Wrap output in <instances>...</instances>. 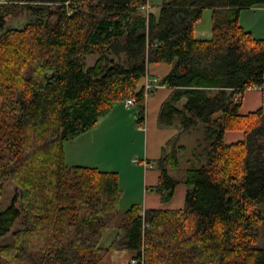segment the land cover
Wrapping results in <instances>:
<instances>
[{"label":"trees","instance_id":"trees-1","mask_svg":"<svg viewBox=\"0 0 264 264\" xmlns=\"http://www.w3.org/2000/svg\"><path fill=\"white\" fill-rule=\"evenodd\" d=\"M258 6L264 0H161L156 9L149 0L0 1V239L20 221L0 243V264H100L109 251L136 264H264V38L240 23ZM205 9L212 34L198 38ZM24 10L33 17L7 27ZM151 64L171 66L157 124L176 129L153 188L166 203L183 181L185 204L121 210L118 173L68 165L65 144L130 96L143 126ZM251 87L262 103L242 114L236 98ZM228 130L243 139L227 143ZM9 182L15 195L2 208Z\"/></svg>","mask_w":264,"mask_h":264},{"label":"crops","instance_id":"crops-1","mask_svg":"<svg viewBox=\"0 0 264 264\" xmlns=\"http://www.w3.org/2000/svg\"><path fill=\"white\" fill-rule=\"evenodd\" d=\"M209 10L212 19V10ZM257 13H260L263 22V25L259 29L254 28V24L247 26L242 23V19L245 16ZM240 23L246 30L252 32L255 37L264 38V6L242 10L240 13ZM200 24V20L195 24V36L198 38L210 37L212 34L210 25L206 26V28H201ZM170 68V65L151 64L147 73L151 76L154 75L163 78L170 71ZM162 87L164 86L160 88ZM155 97L147 101L148 115L146 113L147 116H145L143 126L137 124L136 114L130 113L131 106L127 107L124 102L123 105L118 102L115 103L118 105L112 106L113 108L109 113L94 127L80 133L65 144V160L68 165L97 167L103 171H114L118 173L119 184L122 189L120 208L122 207L123 210L133 204H141L143 210L151 208L179 209L185 204L186 185L180 189L176 186L173 198L166 203L161 201L160 194L153 189L160 175V170L154 168V161L160 158L164 143L173 135L171 129L158 127V107L160 104L159 101L161 100L156 99L154 103L153 100ZM160 97L163 99V94ZM240 101L244 109H248L246 112L240 110L242 114H247L252 112L253 109H258L262 103L261 88H248L241 96ZM149 106H151L153 114L151 122ZM172 129L176 132V129ZM149 130L152 131L151 142L153 145L151 148L149 147V142L146 141L150 133ZM237 131L240 130L226 131L225 141L232 143L242 140L244 137L243 132L241 131L239 133ZM131 132L142 135L141 151H131V140L133 139V133L131 134ZM142 132L145 133L141 134ZM229 136L234 138L230 140L228 139ZM135 155L142 159L135 162L136 159L133 157ZM130 257L131 253L127 251H110L100 264H113L116 258L122 264H127Z\"/></svg>","mask_w":264,"mask_h":264},{"label":"rangeland","instance_id":"rangeland-1","mask_svg":"<svg viewBox=\"0 0 264 264\" xmlns=\"http://www.w3.org/2000/svg\"><path fill=\"white\" fill-rule=\"evenodd\" d=\"M0 1H5V0H0ZM149 2L151 3V5L156 9L157 8V6L160 4V2H161V0H149ZM250 16H245L244 17V19H242V23L243 24H246L247 26H250V25H252V24H254V28H256V29H259L262 25H263V22H262V17L260 16V13H257V14H249ZM33 16H32V14L28 11V10H24L23 12H21V13H19L18 15H11V16H8V18H7V27H11V28H22L31 18H32ZM247 17H249V19H247ZM201 28H203V27H205L206 28V26H208V25H210V28L212 27V19H211V17H210V10L209 9H205L204 10V13H203V16H202V18H201ZM94 59L95 58H92V57H88L87 58V63L88 64H91V63H93V61H94ZM157 93H159L157 96H156V94ZM163 94V99H162V97H160V95H162ZM169 95V89L168 88H164V87H162V88H159L158 90L156 89V90H154V91H152L150 94H149V96L146 98V104H145V107H146V110H145V116H147L148 115V103H147V101L148 100H151L152 98H154L155 96V99L153 100V102L155 103V101H156V99H160L161 101H159L160 102V104H159V107H158V112H159V108H160V106H161V104H162V102L167 98V96ZM126 99V98H125ZM124 99V100H125ZM124 100L123 101H120V103H122V105H123V102H124ZM125 104V103H124ZM116 105H118V104H114L113 106H116ZM113 107H111L109 110H108V112L105 114V115H103L100 119H99V121H101L108 113H109V111L112 109ZM130 109H131V111H130V113L132 114H136V111H137V109H138V107H137V105L136 104H134V105H132L131 107H130ZM240 110H242L243 112H246L248 109H244V107L241 105L240 106ZM254 110H257V109H253V111ZM149 112H150V122H151V119H152V116H153V114H152V111H151V106H149ZM146 113H147V115H146ZM134 126V125H133ZM165 129H171V133L173 132V134L175 133V130H173L171 127H168V128H165ZM149 135H148V138L146 139V141H148L149 142V147L151 148L152 147V142H151V139H152V131L151 130H149ZM237 132H241V130L240 131H237ZM133 132H131V134H132ZM145 132H142L141 134H144ZM133 139L131 140V151L132 152H134V151H141L142 150V135H140V133L137 135V134H135V133H133ZM140 136V137H139ZM136 139H135V138ZM232 138H234V137H232V136H229L228 137V139H232ZM144 140H145V136H144ZM135 159H136V162H138V161H140L142 158H139L137 155H135V156H133ZM157 161H154V168L155 169H158V167H157V163H156ZM139 163H141V162H139ZM172 175H174V176H177L178 178H181V175L182 174H180V173H178V172H176V171H171L170 172ZM185 186V184H184V182L183 181H181V182H179L178 183V185H177V187H179V189L181 188V187H184ZM15 188H16V186H15V184L14 183H12V182H9V183H7V185L4 187V191H3V195H2V197H1V204H2V208H6V207H8L10 204H11V202H12V199H13V196L15 195ZM154 189V188H153ZM166 207H167V205H166ZM121 210H123L122 209V207L120 208ZM125 210V209H124ZM20 226V221H19V219H17L15 222H14V224H13V226H12V228H11V230L5 235V236H3L1 239H0V243H7V242H9V238H10V236H11V233L14 231V230H16L18 227ZM115 233V230H108L105 234H104V236H103V238H102V241H101V245L102 246H107V245H109V243H110V241L112 240V238H113V234ZM110 252V251H109ZM132 259H135V258H132V257H130V259H129V261L127 262V264H131V261H132ZM122 264L119 260H118V258H116V260L113 262V264ZM126 264V263H125Z\"/></svg>","mask_w":264,"mask_h":264},{"label":"built area","instance_id":"built-area-1","mask_svg":"<svg viewBox=\"0 0 264 264\" xmlns=\"http://www.w3.org/2000/svg\"><path fill=\"white\" fill-rule=\"evenodd\" d=\"M146 9L148 10L149 9V5H147ZM161 80L162 78L160 76H151L149 75L148 73L146 74L145 76V85H144V92H145V97L147 98L149 96V94L160 88L162 86L161 84ZM241 96H238L236 98V100H239ZM136 97H127L125 100H124V103L125 105L128 107V106H132L136 103ZM136 162V161H135ZM137 260L136 259H132L131 261V264H136Z\"/></svg>","mask_w":264,"mask_h":264}]
</instances>
